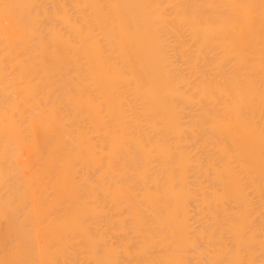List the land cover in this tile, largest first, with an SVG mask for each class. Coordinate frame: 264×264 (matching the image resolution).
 Segmentation results:
<instances>
[{
    "label": "bare ground",
    "instance_id": "bare-ground-1",
    "mask_svg": "<svg viewBox=\"0 0 264 264\" xmlns=\"http://www.w3.org/2000/svg\"><path fill=\"white\" fill-rule=\"evenodd\" d=\"M0 264H264V0H0Z\"/></svg>",
    "mask_w": 264,
    "mask_h": 264
}]
</instances>
